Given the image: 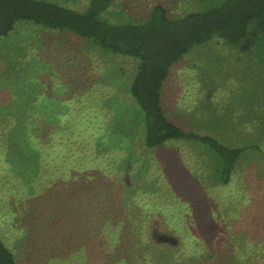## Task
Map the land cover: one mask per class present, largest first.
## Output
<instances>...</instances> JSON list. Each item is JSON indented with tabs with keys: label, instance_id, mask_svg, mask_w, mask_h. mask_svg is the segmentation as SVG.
Returning a JSON list of instances; mask_svg holds the SVG:
<instances>
[{
	"label": "rangeland",
	"instance_id": "rangeland-1",
	"mask_svg": "<svg viewBox=\"0 0 264 264\" xmlns=\"http://www.w3.org/2000/svg\"><path fill=\"white\" fill-rule=\"evenodd\" d=\"M218 1L115 0L104 19L141 23L156 5L179 18ZM258 49L221 40L198 46L164 83L163 109L181 129L247 148L229 184L213 186L216 158L203 146H142V117L128 92L136 60L28 22L0 38V239L17 264H264ZM39 107L43 116L31 109ZM43 123V149L33 146L36 137L18 141L22 130L37 136ZM19 151L28 170L15 169ZM26 176H36L28 189Z\"/></svg>",
	"mask_w": 264,
	"mask_h": 264
},
{
	"label": "trees",
	"instance_id": "trees-1",
	"mask_svg": "<svg viewBox=\"0 0 264 264\" xmlns=\"http://www.w3.org/2000/svg\"><path fill=\"white\" fill-rule=\"evenodd\" d=\"M114 2L87 0L85 9L76 11L46 0H0V38L8 36L18 22H28L90 40L100 51L109 55L133 58L137 61V67L128 92L142 117V146L159 149L172 141L201 145L216 158L213 186L229 184L247 148L227 146L216 136L208 135V132H185L166 115L162 106L163 88L172 66L192 49L215 40H221L241 52L259 48L264 56V0H219L211 7L179 18H170L164 6L156 5L151 8L145 21L135 24L113 23L104 19ZM31 109L44 115V108ZM41 125V134L31 137L30 133L28 135L22 130L23 136L16 135L18 141L26 144L33 141L28 138L36 137L33 146L39 144L43 149L45 146L39 136L46 132V128L45 123ZM26 146L33 147L32 144ZM30 153L33 159L35 152ZM30 153L28 151V155ZM16 154L19 166L15 169L28 170L23 167L28 160L20 159V151ZM35 178L29 180L28 176L25 177L27 189ZM47 197L43 195L41 200ZM112 197L111 193L108 197L110 207L114 204ZM126 223L123 225L126 226ZM232 226L227 224L223 229L231 231ZM170 227L173 229V226ZM112 234L116 236V233ZM0 264H17L15 255L1 239Z\"/></svg>",
	"mask_w": 264,
	"mask_h": 264
}]
</instances>
